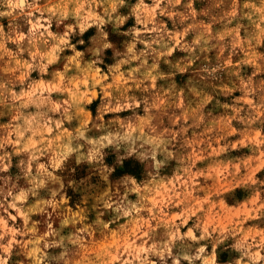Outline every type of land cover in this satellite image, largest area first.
I'll return each instance as SVG.
<instances>
[{
    "label": "rangeland",
    "instance_id": "374dc122",
    "mask_svg": "<svg viewBox=\"0 0 264 264\" xmlns=\"http://www.w3.org/2000/svg\"><path fill=\"white\" fill-rule=\"evenodd\" d=\"M0 264H264V0H0Z\"/></svg>",
    "mask_w": 264,
    "mask_h": 264
}]
</instances>
